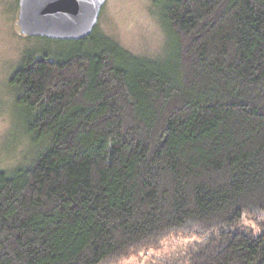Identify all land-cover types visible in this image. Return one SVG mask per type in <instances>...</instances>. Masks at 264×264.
Wrapping results in <instances>:
<instances>
[{"label": "trees", "instance_id": "16d2710c", "mask_svg": "<svg viewBox=\"0 0 264 264\" xmlns=\"http://www.w3.org/2000/svg\"><path fill=\"white\" fill-rule=\"evenodd\" d=\"M154 3L166 61L99 26L21 59L35 148L0 171V264L116 262L174 234L197 237L186 264H264V0Z\"/></svg>", "mask_w": 264, "mask_h": 264}, {"label": "rangeland", "instance_id": "374dc122", "mask_svg": "<svg viewBox=\"0 0 264 264\" xmlns=\"http://www.w3.org/2000/svg\"><path fill=\"white\" fill-rule=\"evenodd\" d=\"M18 8L19 0H0V171L21 164L26 159L23 157L35 148L34 135L28 136L25 132L26 124L34 119V115L16 101L15 88L10 83L21 59L25 55L65 57L85 48L75 41L78 39L60 40L22 33L17 24ZM159 14L160 7L154 0H107L97 26L131 53L166 61L172 43ZM31 159L29 157L28 161ZM196 240L195 236L174 234L153 248L102 264L161 261L186 264V249Z\"/></svg>", "mask_w": 264, "mask_h": 264}, {"label": "water", "instance_id": "95a60500", "mask_svg": "<svg viewBox=\"0 0 264 264\" xmlns=\"http://www.w3.org/2000/svg\"><path fill=\"white\" fill-rule=\"evenodd\" d=\"M107 0H19V30L52 39H82L98 25Z\"/></svg>", "mask_w": 264, "mask_h": 264}]
</instances>
